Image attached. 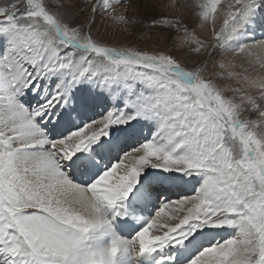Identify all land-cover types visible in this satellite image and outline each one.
Here are the masks:
<instances>
[{
	"label": "snow or ice",
	"instance_id": "obj_1",
	"mask_svg": "<svg viewBox=\"0 0 264 264\" xmlns=\"http://www.w3.org/2000/svg\"><path fill=\"white\" fill-rule=\"evenodd\" d=\"M221 2L0 0V264H264V0Z\"/></svg>",
	"mask_w": 264,
	"mask_h": 264
},
{
	"label": "rangeland",
	"instance_id": "obj_2",
	"mask_svg": "<svg viewBox=\"0 0 264 264\" xmlns=\"http://www.w3.org/2000/svg\"><path fill=\"white\" fill-rule=\"evenodd\" d=\"M138 0H131L129 5H126L127 12L125 13L128 16H141L142 14L147 13L146 8L140 7V5L135 4ZM72 5L74 6V13L77 16L78 21L81 24H87L89 19L92 16L91 7L92 3H95V0H70ZM162 2L161 7L159 8L160 14L173 15L175 14L173 11L164 7V4L169 3ZM229 0H222L221 4L217 6V12L219 13L221 9H224ZM53 4H58L59 0H52ZM118 12H125V8H120L117 10ZM186 15V14H185ZM95 24L91 28V32L93 36L103 37L107 42H109L112 46L116 47H136L140 49H160L167 50L169 52H173L178 58L182 60L186 64V66L191 70L195 67L201 66L205 61L209 63V70L205 73L208 75L211 73V63L212 60L209 57L208 53H205L203 57H196L188 60L185 58L184 51H178L175 48L173 42L170 41L168 34L160 33V32H151L150 30L137 27L135 25H130L127 28V31H124L123 26L116 25L107 15H97L95 17ZM222 24V18L217 21V29H219ZM198 35H200L201 39H204L206 43L213 42L211 36L209 34L208 29H197ZM220 83L227 84L228 81H220ZM99 111V110H97ZM244 119L255 117H249L248 114H245ZM167 211V210H166ZM169 215H173L169 213ZM171 223H178V220H173Z\"/></svg>",
	"mask_w": 264,
	"mask_h": 264
},
{
	"label": "bare ground",
	"instance_id": "obj_3",
	"mask_svg": "<svg viewBox=\"0 0 264 264\" xmlns=\"http://www.w3.org/2000/svg\"><path fill=\"white\" fill-rule=\"evenodd\" d=\"M226 1H227V0H226ZM162 2H168V0H162ZM135 4L140 5V4H139V0H138L137 3H135ZM255 34H256L257 37H259V36H260V31H257ZM178 184H181V183L177 182L176 185H174V186H170V187L172 188V191H174V192L178 195V196H173V197H171L172 199H176V198H178L180 195H183V194H185L186 192L189 191V187H188L187 185H183V186H182V187H183V189H182V194H181V192L177 189Z\"/></svg>",
	"mask_w": 264,
	"mask_h": 264
}]
</instances>
